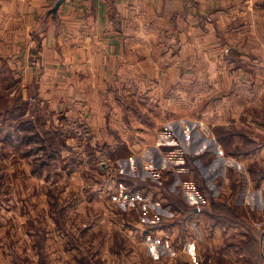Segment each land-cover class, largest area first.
Listing matches in <instances>:
<instances>
[{"label": "crops", "instance_id": "1", "mask_svg": "<svg viewBox=\"0 0 264 264\" xmlns=\"http://www.w3.org/2000/svg\"><path fill=\"white\" fill-rule=\"evenodd\" d=\"M203 36L212 48L199 44ZM219 51L222 65L214 61ZM199 59L208 63L199 65ZM6 62L20 88L30 89L35 119L45 128L95 136L93 147L102 144L110 152L126 146L132 152L128 157L145 156L158 146V156L165 159L164 152L172 150L157 136L181 119L168 104H181V88L196 87L198 68L223 73L228 87L229 73L236 74L237 92L226 102H236L238 119L259 130L258 118L253 115L250 122L245 114L250 105L260 111L264 102V0H0V72L10 68ZM233 116L227 109L224 123ZM141 136L151 140L135 141ZM233 141L232 147L242 142ZM227 157L228 174L206 183L212 202L199 196L193 180L188 184L195 192L189 186L183 197L163 191L168 206L160 213L168 217L155 226L158 254L171 240L170 230L188 216L191 223L200 218L205 256L197 257L194 248L183 255L186 264H264V143ZM173 200L196 207L204 203L206 210L182 214ZM219 207L230 218L219 216ZM41 210L48 213L47 207ZM69 228L30 227L36 233L30 246L34 264H78L79 256L86 264H148L153 241L146 237L152 227L138 222L116 235V229L101 232L104 227L95 225L94 238L86 241L75 231L79 239H73ZM85 246L91 250L80 251Z\"/></svg>", "mask_w": 264, "mask_h": 264}, {"label": "rangeland", "instance_id": "2", "mask_svg": "<svg viewBox=\"0 0 264 264\" xmlns=\"http://www.w3.org/2000/svg\"><path fill=\"white\" fill-rule=\"evenodd\" d=\"M206 38L203 36L199 44L203 46L204 42L212 48ZM216 53L214 61L222 65V54ZM204 60L199 59V65L208 63ZM4 66L10 67L7 62ZM4 68L0 72V264L19 263V259L25 264H34L30 246L31 235L35 237L36 233L30 231V227L35 230V225L41 228L47 224L59 228L69 224L70 234L73 236L75 231L81 241H86L94 238L92 227L95 225L104 227L101 232L106 228L116 229V235H120L127 231L126 227L141 222L152 227L146 238L153 241L150 250L154 255H149L148 264H186L183 255L192 253L194 248L197 257L201 254L204 258L205 231L201 228L200 216L196 224L187 216L179 222L178 230L172 228L170 234L178 235L177 240L167 239L163 253L159 254L156 225L168 217L160 213L161 208L168 206L163 200V191L178 197L191 189L195 192L189 180L200 188L205 187L218 176L228 174L225 171L227 160H224L228 154H246L257 143H264V102L260 111L250 105L245 114L250 122H254L253 115L258 118L256 126H261L257 127L262 129L261 133L255 132L253 123L238 119L236 102H226L228 96L237 92L236 74L229 73L231 86L228 87L223 73L198 68L202 81L198 79L196 87L194 83L179 90L181 104L170 103L168 107L173 110L175 106V116L181 119L168 123V128L157 136L172 150L164 152V159L158 156V146L155 152L149 151L145 156L135 152V157H128L132 152L126 146L110 152L96 142L93 147L95 136L72 135L66 128L63 135L61 128L55 127V131L45 128L43 120L35 119L30 89L20 88L21 80L15 72L11 67ZM229 108L235 116L230 118V114L227 120L230 118L231 123L225 124ZM165 118L174 117L165 114ZM238 134L240 137H235ZM141 138L151 140L141 136L135 141L139 143ZM232 140L235 144L242 140L241 145L232 147ZM228 146L229 149H222ZM119 175L130 177L129 182L121 181ZM131 178L136 179L131 181ZM215 184L219 185V180H215ZM147 194L149 199L144 197ZM199 196L203 195L199 193ZM131 197L139 204L136 209ZM45 207L47 214L41 210ZM87 227L92 229L85 230ZM76 236L73 239H79ZM66 237L69 239L68 235ZM85 250L91 248L80 249ZM117 250L124 251L123 248ZM77 262L86 264L80 256Z\"/></svg>", "mask_w": 264, "mask_h": 264}, {"label": "trees", "instance_id": "3", "mask_svg": "<svg viewBox=\"0 0 264 264\" xmlns=\"http://www.w3.org/2000/svg\"><path fill=\"white\" fill-rule=\"evenodd\" d=\"M24 88H27V87H24ZM119 178L121 179V181L126 183V182H129V178L130 177L125 176V175H119ZM198 190H199V193L201 195H203L204 201L212 202V200L208 197L207 189L205 187H201V188L198 187ZM173 205L178 207L181 210L182 214H186L188 212H191V211H193L196 208V205H185L183 203H179L178 201H174V200H173ZM198 206L200 207L201 210H206V206H205L204 203H201ZM218 209L220 210L219 213H218L219 216L230 218V216H231L230 213H227V211H224V209L222 207H219Z\"/></svg>", "mask_w": 264, "mask_h": 264}, {"label": "built area", "instance_id": "4", "mask_svg": "<svg viewBox=\"0 0 264 264\" xmlns=\"http://www.w3.org/2000/svg\"><path fill=\"white\" fill-rule=\"evenodd\" d=\"M195 209H196L197 211H199V210H200V207L197 206ZM257 225H258L259 227L262 226V222L257 223Z\"/></svg>", "mask_w": 264, "mask_h": 264}, {"label": "water", "instance_id": "5", "mask_svg": "<svg viewBox=\"0 0 264 264\" xmlns=\"http://www.w3.org/2000/svg\"><path fill=\"white\" fill-rule=\"evenodd\" d=\"M62 1V0H59V2Z\"/></svg>", "mask_w": 264, "mask_h": 264}]
</instances>
